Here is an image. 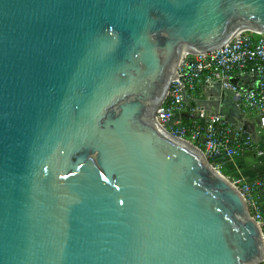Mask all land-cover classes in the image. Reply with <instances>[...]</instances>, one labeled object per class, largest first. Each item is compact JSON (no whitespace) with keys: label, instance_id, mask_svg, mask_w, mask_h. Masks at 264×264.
<instances>
[{"label":"water","instance_id":"95a60500","mask_svg":"<svg viewBox=\"0 0 264 264\" xmlns=\"http://www.w3.org/2000/svg\"><path fill=\"white\" fill-rule=\"evenodd\" d=\"M246 29L264 0H0V264L263 261L242 193L155 121L183 51Z\"/></svg>","mask_w":264,"mask_h":264},{"label":"built area","instance_id":"2783aa9c","mask_svg":"<svg viewBox=\"0 0 264 264\" xmlns=\"http://www.w3.org/2000/svg\"><path fill=\"white\" fill-rule=\"evenodd\" d=\"M247 59L253 60L249 66H245ZM244 75L254 76L257 79L256 86L244 87L239 80ZM235 78L238 79L236 84L232 82ZM217 81H221L222 86L231 91L245 118L249 120L252 113L259 116L258 129L264 131V32L246 29L239 31L213 51H186L179 61L169 92L156 112L157 125L196 147L205 159L222 173L219 159L240 150L235 142L230 144L228 140H221L216 135L215 123H226L224 117L220 114L206 116L199 103L202 85ZM185 106L193 107L195 118L202 119L200 125L203 126V132L187 129L179 119L174 122L175 114L182 113ZM206 117L210 118L209 121H203ZM239 129L244 128L241 126ZM256 153L259 156L264 155L260 148H257ZM218 155L220 157H217ZM231 182L242 193L248 207L250 205L251 216L260 226L264 237V213L259 199L253 197L254 187L258 188L260 183L241 179Z\"/></svg>","mask_w":264,"mask_h":264},{"label":"crops","instance_id":"0c3cea01","mask_svg":"<svg viewBox=\"0 0 264 264\" xmlns=\"http://www.w3.org/2000/svg\"><path fill=\"white\" fill-rule=\"evenodd\" d=\"M239 80L244 87L250 88L255 87L257 82V79L252 75H244L243 77H240ZM216 97L217 92L215 89H211L207 85H202L199 95V103L204 108L206 116H210L215 113L216 103L214 99H216ZM203 100H207V105L203 102ZM250 136L252 141L259 146L258 148L264 147V131L255 127V133L250 134ZM219 164L221 172L228 179H241L251 183H256L258 175L264 172V155L259 156L256 153V150L246 152L240 151L227 156L226 158H220Z\"/></svg>","mask_w":264,"mask_h":264},{"label":"trees","instance_id":"16d2710c","mask_svg":"<svg viewBox=\"0 0 264 264\" xmlns=\"http://www.w3.org/2000/svg\"><path fill=\"white\" fill-rule=\"evenodd\" d=\"M252 62L253 60L247 59L245 62V66L251 65ZM198 120L199 119L193 117H187L182 121L188 125L189 123H193L194 121L196 122ZM215 130L216 135L219 139L228 140L230 144L235 142L237 144V148L240 151H253L257 150V148L259 147L252 141L250 132L245 128L240 130L239 128L234 127L233 125H230L228 123L217 121L215 123ZM260 149L264 151V147H260ZM217 157H220V155H218ZM257 180L261 183V187H259V189L257 190H264V172L258 175ZM262 211L264 213V207H262Z\"/></svg>","mask_w":264,"mask_h":264},{"label":"rangeland","instance_id":"374dc122","mask_svg":"<svg viewBox=\"0 0 264 264\" xmlns=\"http://www.w3.org/2000/svg\"><path fill=\"white\" fill-rule=\"evenodd\" d=\"M195 113H194V108L190 107V106H185V108L183 109L182 113H177L174 116V122H176L178 119L181 121L182 125H184L187 129H190L191 131H199L201 130V132H203V126L200 125V119L201 118H196L199 119L198 121H194L193 123H189L188 126L187 124H185L182 120L187 118V117H193L195 118ZM206 115V114H205ZM258 115L256 113H252L250 114V118L249 121L253 122L255 127L260 128V124H258ZM210 118L206 117L203 121H209ZM202 120V119H201ZM223 174V173H222ZM256 183H260L258 180L256 181ZM261 187V183L260 186ZM259 187H254V191H253V197L258 198L259 199V203H261V207H264V190H257L259 189ZM250 208V205H249ZM259 264H264V260L261 261Z\"/></svg>","mask_w":264,"mask_h":264},{"label":"bare ground","instance_id":"6f19581e","mask_svg":"<svg viewBox=\"0 0 264 264\" xmlns=\"http://www.w3.org/2000/svg\"><path fill=\"white\" fill-rule=\"evenodd\" d=\"M184 53H186V50L183 51V54H184ZM183 54H182V55H183ZM205 104H206V103H205ZM206 105H207V104H206ZM209 105H210V104H209ZM210 106H211V105H210ZM202 108H203V107H202ZM211 108H212V107H211ZM203 109H204V108H203ZM215 109H216V108H215Z\"/></svg>","mask_w":264,"mask_h":264}]
</instances>
